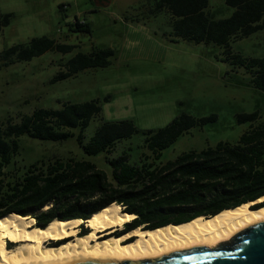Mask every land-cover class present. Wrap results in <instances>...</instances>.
Masks as SVG:
<instances>
[{"label": "rangeland", "instance_id": "obj_1", "mask_svg": "<svg viewBox=\"0 0 264 264\" xmlns=\"http://www.w3.org/2000/svg\"><path fill=\"white\" fill-rule=\"evenodd\" d=\"M96 5V0H0V23L4 16L13 15L10 25L0 31V127L20 123L22 116L39 109L100 101L103 112L84 131L85 146L103 122L132 121L140 133L121 141L112 154L96 156L86 154L76 138L54 142L23 136L19 153L6 170L9 176H22L36 163L75 159L96 164L111 179L107 158L128 153L131 163H138L152 156L143 133L166 128L184 114L196 119L216 115L218 120L191 129L165 149L160 160L164 164L184 154L215 149L220 143H237L252 126L240 125L239 115L258 112L260 119L253 125L264 124V92L253 86L246 69L224 60V49L214 44L171 42V17L166 11L152 16V0H113L103 8ZM234 11L226 0H209L206 10L212 19H227ZM76 20L86 22L91 34L75 33ZM41 37L76 48L69 54L50 51L29 62L5 66L4 52ZM97 49L115 50L110 67L51 83L66 72L65 64L77 54ZM232 51L247 59L264 58V31L233 42ZM123 58L128 59L123 62ZM106 97L111 98L109 103L104 102ZM179 215L170 212L157 217Z\"/></svg>", "mask_w": 264, "mask_h": 264}, {"label": "trees", "instance_id": "obj_2", "mask_svg": "<svg viewBox=\"0 0 264 264\" xmlns=\"http://www.w3.org/2000/svg\"><path fill=\"white\" fill-rule=\"evenodd\" d=\"M152 1V16L166 11L171 17V42L214 44L224 49V60L246 69L253 86L264 92V58L247 59L232 51L233 42L264 31V0H226L235 10L227 19H212L207 14L209 0ZM12 17V14L3 17L0 31L10 25ZM74 25L75 33L91 34L86 22L76 20ZM75 48L41 37L32 39L27 46H14L1 57L9 67L50 51L69 54ZM115 56L113 49L79 53L65 64L66 72L59 73L51 83L77 77L87 70L108 68ZM110 100L106 97L104 102ZM102 112L100 101L65 103L62 109H39L22 116L20 123L9 122L0 127V219L10 214L34 217L38 227L45 228L55 219L87 220L117 203L126 213L137 215L131 225L153 230L188 223L201 216L214 217L264 197V124L253 125L260 119L258 112L237 117L240 125L252 124L237 143H220L215 149L184 154L166 164L160 161L165 149L191 129L215 123L218 117L196 119L184 114L166 128L144 132L145 146L152 156L138 163H131L128 153L107 158L112 168L111 179L96 164L75 159L56 160L48 165L36 163L17 177L6 172L19 153L23 136L54 142L76 138L86 154L96 156L112 154L121 141L140 133L132 121L103 122L85 146L84 131ZM73 130L80 132L76 134ZM47 206L51 208L43 212ZM170 212L181 215L157 217Z\"/></svg>", "mask_w": 264, "mask_h": 264}, {"label": "bare ground", "instance_id": "obj_3", "mask_svg": "<svg viewBox=\"0 0 264 264\" xmlns=\"http://www.w3.org/2000/svg\"><path fill=\"white\" fill-rule=\"evenodd\" d=\"M260 203H264V197L214 217L201 216L155 230L140 227L120 237L116 235L137 215L126 213L117 203L87 220L55 219L45 228L38 227L33 218L10 214L0 219V264L144 262L175 252L215 249L264 222V208L251 210ZM83 225L89 233L81 236Z\"/></svg>", "mask_w": 264, "mask_h": 264}, {"label": "water", "instance_id": "obj_4", "mask_svg": "<svg viewBox=\"0 0 264 264\" xmlns=\"http://www.w3.org/2000/svg\"><path fill=\"white\" fill-rule=\"evenodd\" d=\"M263 208L264 203H260L255 204L251 210L259 211ZM76 264H264V222L250 227L232 242L223 243L215 249L203 248L175 252L160 259L144 262H90Z\"/></svg>", "mask_w": 264, "mask_h": 264}, {"label": "flooded vegetation", "instance_id": "obj_5", "mask_svg": "<svg viewBox=\"0 0 264 264\" xmlns=\"http://www.w3.org/2000/svg\"><path fill=\"white\" fill-rule=\"evenodd\" d=\"M97 2V8H103V7H107L111 4V0H96ZM141 227H145V226H141ZM137 228H140V227H135L134 225H125L124 229L122 231L119 232V234H117L116 236H123L125 234H128V233H131L133 230H136ZM81 233L80 235L81 236H84L86 234L89 233V229H86L85 226H82L81 227ZM134 241V239L130 240L126 245H128L129 243H132ZM11 247V245H10ZM132 262H135V261H132Z\"/></svg>", "mask_w": 264, "mask_h": 264}, {"label": "crops", "instance_id": "obj_6", "mask_svg": "<svg viewBox=\"0 0 264 264\" xmlns=\"http://www.w3.org/2000/svg\"><path fill=\"white\" fill-rule=\"evenodd\" d=\"M112 2H113V0H111V4H112ZM129 28H130V29H132V30L134 29V28H133V26H131V27H129ZM126 59H128V58H126ZM126 59H125V58H123V59H122V60H123V62L127 61Z\"/></svg>", "mask_w": 264, "mask_h": 264}]
</instances>
